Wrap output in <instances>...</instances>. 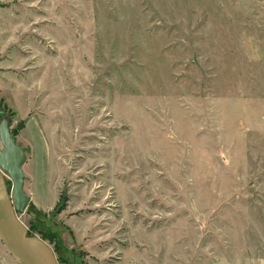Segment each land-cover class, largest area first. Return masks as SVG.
<instances>
[{"label": "rangeland", "instance_id": "obj_1", "mask_svg": "<svg viewBox=\"0 0 264 264\" xmlns=\"http://www.w3.org/2000/svg\"><path fill=\"white\" fill-rule=\"evenodd\" d=\"M4 117L51 145L65 208L23 214L62 264H264V0H0Z\"/></svg>", "mask_w": 264, "mask_h": 264}, {"label": "crops", "instance_id": "obj_2", "mask_svg": "<svg viewBox=\"0 0 264 264\" xmlns=\"http://www.w3.org/2000/svg\"><path fill=\"white\" fill-rule=\"evenodd\" d=\"M20 144L27 148L23 166L25 190L32 203L44 212L52 211L61 186L57 162L43 130L28 120ZM0 264H62L54 244L32 232L25 214L17 211L8 176L0 168Z\"/></svg>", "mask_w": 264, "mask_h": 264}, {"label": "water", "instance_id": "obj_3", "mask_svg": "<svg viewBox=\"0 0 264 264\" xmlns=\"http://www.w3.org/2000/svg\"><path fill=\"white\" fill-rule=\"evenodd\" d=\"M11 118L4 117L0 121V168L12 180V199L18 212L27 213L30 196L25 190L26 174L23 166L27 161V148L18 143L11 132Z\"/></svg>", "mask_w": 264, "mask_h": 264}, {"label": "trees", "instance_id": "obj_4", "mask_svg": "<svg viewBox=\"0 0 264 264\" xmlns=\"http://www.w3.org/2000/svg\"><path fill=\"white\" fill-rule=\"evenodd\" d=\"M30 210H27V214L31 216L32 219H37L39 216H47V215H53V214H58L60 213L65 207L60 205V202H57L55 208L50 211L49 213L44 212L43 210L37 208L32 201L29 204ZM31 230V228H30ZM43 237L47 238L51 243L54 244L55 250L58 252V243H57V238L58 234L56 232H48V234H45L43 232H39ZM59 256V255H58ZM60 262H62V258L59 256Z\"/></svg>", "mask_w": 264, "mask_h": 264}]
</instances>
